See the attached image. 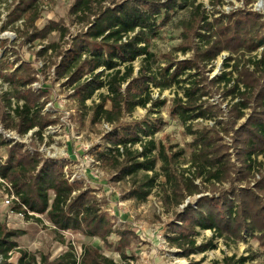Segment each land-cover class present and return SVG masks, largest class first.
<instances>
[{
    "label": "trees",
    "instance_id": "trees-1",
    "mask_svg": "<svg viewBox=\"0 0 264 264\" xmlns=\"http://www.w3.org/2000/svg\"><path fill=\"white\" fill-rule=\"evenodd\" d=\"M43 1L48 0H20L8 24L15 26L24 21L27 42L44 41L54 32L60 33V41L50 43L38 55L46 57L50 51L55 54L57 78L66 79V86L75 92L84 112H92L94 125L103 121L116 125L107 136L109 147L97 158L116 171V181L132 180L133 188L126 198L145 204L159 188L167 207L178 208L186 204L187 198L200 196L178 211L176 220L182 225H172L170 246L189 256L217 249L216 239L227 244L252 239L258 242L264 258V161H260V157L264 158V14L247 8L252 0H244L246 8L230 13L217 9L224 6V0H208L215 9L213 15L206 13L200 0H76L69 14L79 16L88 30L67 41L66 48L61 42L70 31L62 21H52L43 29L37 27ZM181 14L187 16L178 18ZM173 22L182 40L174 53L193 52V56L178 61L169 53L163 56L162 66L149 44L152 37L159 36L161 28ZM78 44L82 46L76 50ZM6 46L0 40V48L6 52L0 58V76L13 90L0 97V122L6 128L17 129L22 136L38 128L40 136L57 123L51 115H43L46 103L41 100L48 92L28 89L39 80L36 70L30 68V63L20 64L21 59L12 61ZM223 53L229 54L223 65L230 71L211 80L205 76L211 72L207 69ZM138 60L141 68L135 76L134 64ZM173 87L176 96L171 116L193 138L189 144V168L182 172L176 167L184 160L186 150L169 153L155 140L163 128L161 117L155 121L122 122L126 114L149 105L148 111L160 116L167 101L154 99L152 88L162 93ZM103 89L108 95L100 94V103L89 108L87 101ZM209 90L223 91L224 100L230 98L226 114L221 106L204 100ZM108 103L111 108H107ZM8 111L14 114L10 116ZM199 120L213 122L214 126L195 130L193 124ZM226 138H230V144ZM0 150L6 153L5 160L0 156V177L10 183L18 199L14 212L26 217L46 215L59 231L99 237L107 245L110 237L118 233V251L124 261L129 259L131 231H114L111 219L101 212L91 191H82L78 183H71L59 164L45 160L39 152L26 150L25 144L9 142L1 133ZM162 176L164 183L159 181ZM226 184L229 188H218ZM201 231H210L213 237L197 246ZM22 234L6 232L0 226V264H13L10 254L16 250L21 255L16 264H39L35 255L19 249L14 241ZM258 259V255L250 253L239 258L226 256L222 263L253 264ZM40 264L116 263L87 245L80 258L73 249L53 262L42 257Z\"/></svg>",
    "mask_w": 264,
    "mask_h": 264
},
{
    "label": "rangeland",
    "instance_id": "rangeland-1",
    "mask_svg": "<svg viewBox=\"0 0 264 264\" xmlns=\"http://www.w3.org/2000/svg\"><path fill=\"white\" fill-rule=\"evenodd\" d=\"M75 1H43L42 15L37 22L38 29H43L52 21H62L70 31V34L61 42L64 48L67 46V41H71L88 30L86 23L80 22L79 16H70L69 14ZM224 1V6L217 9L225 13L246 8L244 0ZM19 2L20 0H0V40L3 41V44H7V53L12 61L21 59L20 64L23 62L30 63V68L36 70L35 75L39 80L28 86V89H32L36 93H40V91L48 92L47 96L41 100L42 103H46L43 115H51V118L57 120V123L42 131L40 136L37 135L38 128L22 136L17 129L6 128L0 122V133L9 142L25 144L26 150H31L33 153L39 152L45 160L59 164L71 183H78L82 191L89 190L92 192L93 200L100 207L101 212L111 219L114 231L126 229L132 233L130 235L132 242L127 250L129 259L124 261L118 251L120 242L118 233H114L110 237L109 245H107L99 237L88 238L79 232L59 231L46 215L21 216L20 213L13 210L16 202L7 205L8 189L6 190V185H2L0 186V226L6 232L23 233L21 236L14 238V241L19 245V249L35 255L39 264L42 257H48L49 261L53 262L64 254L71 252V250L73 251V249L79 257H82L84 246L87 245L97 249L100 255L112 259L116 264H223L222 261L226 256L236 255L239 258L248 256L250 253L259 256V259L253 264H263L264 258L261 254L262 251L259 249V244L252 239L239 244H227L224 240L216 239L214 244L217 249L205 253H192L189 256H185L183 250L170 246L168 237L173 236L171 232L172 225H182L176 220L178 211H183L188 203H193L200 196L187 198L185 200L186 204L183 203L178 208L175 206L167 207L164 203L163 192L159 188L154 190L145 204H139L126 198L133 188L132 180L116 181L114 179L116 171L111 166H105L97 158L98 153L109 147L107 136L115 131L116 125L105 121L94 125L92 123V112L89 110L84 112L74 97L75 92L66 86V79L57 78L53 66L56 61L55 54L50 51L46 57L38 55L50 43L60 41L59 32H54L49 39L44 41L27 42L23 34L26 29L24 21L17 22L15 26L8 24L10 14ZM200 2L205 5L208 15L214 14L215 9L208 0H200ZM247 8L264 14V0H252ZM186 16V14H181L178 18H185ZM175 25V22H173L161 28L159 36L152 37L150 40V51L157 55L162 66L165 65L163 56L169 53H173L178 61L188 60L193 56V52L187 55L174 53V50L182 43L181 31L176 29ZM81 46V44H78L76 50ZM261 52L262 49L259 51L260 55ZM5 53V48H0V58ZM228 56V53H223L212 66L208 67L207 72H211L206 73L205 76L212 80L223 72H229L230 69H225L223 65L224 59ZM134 67L135 76H137L141 68V60L135 62ZM126 87L127 85H124L123 89L125 90ZM12 90L11 84L4 81V77L0 76V97L11 94ZM209 92L210 95L204 100L209 104L221 106L226 114L230 98L224 100V97H222L223 91L209 90ZM152 93L154 99L167 101V105L161 110L160 116L151 114L148 111L151 107L149 105L147 109L137 108L134 113L126 114L122 122L130 124L150 119L155 121L161 117L163 128L155 135V140L159 146L165 147L169 153L186 150L184 160L176 167L182 172L189 168L191 157L189 144L193 138L188 134L186 128L171 116L172 101L176 96V88L173 87L162 93L159 89L152 88ZM179 93L182 97L183 92L179 91ZM100 94L108 95L107 89L98 91L92 100L87 101L86 105L91 108L99 104L101 101ZM11 100L16 105V100L14 98H11ZM20 104L22 105L23 102H20ZM107 108H111V103H108ZM7 110L5 108L6 112ZM8 112L9 115L11 114L10 116L14 114L11 111ZM244 121L245 119L241 123ZM193 126L195 130H200L203 126H214V123L199 120L194 122ZM225 141L228 144L231 143L230 138H226ZM10 148L9 145L8 149ZM136 148L141 150L140 146ZM170 148L175 149L172 151ZM0 156L5 160L6 153L4 150H0ZM260 161H264V158L260 157ZM160 168L161 162L157 165L158 172H160ZM149 174L152 175V173ZM4 181L10 185L8 181ZM159 181L164 183L165 178L162 176ZM196 183L200 184V181ZM218 188H229V185L226 184L220 187L218 185ZM210 194L211 192H205V195ZM212 237V232L201 231V234L196 238L197 246L206 244ZM20 256L18 250L14 251L10 254V262L16 264Z\"/></svg>",
    "mask_w": 264,
    "mask_h": 264
},
{
    "label": "built area",
    "instance_id": "built-area-1",
    "mask_svg": "<svg viewBox=\"0 0 264 264\" xmlns=\"http://www.w3.org/2000/svg\"><path fill=\"white\" fill-rule=\"evenodd\" d=\"M2 185H6L7 186L6 190L8 189V191H7L8 192V198L6 201L7 205H11L14 202L18 201V199L16 198V196L12 192L11 186L0 178V186H2ZM29 215L33 216V214H29ZM21 216H24V215L21 214ZM77 258H80V257L77 255Z\"/></svg>",
    "mask_w": 264,
    "mask_h": 264
}]
</instances>
